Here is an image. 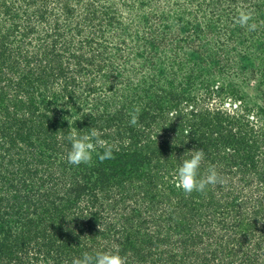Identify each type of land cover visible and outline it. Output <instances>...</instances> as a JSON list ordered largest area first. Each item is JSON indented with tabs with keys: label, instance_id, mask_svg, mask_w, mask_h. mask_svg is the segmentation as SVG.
<instances>
[{
	"label": "rangeland",
	"instance_id": "obj_1",
	"mask_svg": "<svg viewBox=\"0 0 264 264\" xmlns=\"http://www.w3.org/2000/svg\"><path fill=\"white\" fill-rule=\"evenodd\" d=\"M103 3L110 5L112 13L117 12L115 25L107 32L110 43L105 45L111 49L107 60L115 66L114 74L120 69L123 80L132 84L130 88L149 89L158 96L151 94L135 103L140 108L139 104L156 102L150 114L160 109L145 133L142 150L147 159L137 175L132 174L134 177H129L117 192L110 189L113 194L108 200L98 198L103 210L99 209L102 206L78 203L73 213L79 218L64 241L60 238L47 244L33 240L22 253L1 258L0 264H73L84 253L94 255L114 249L125 257L126 264H222L227 256L217 248L219 244L231 246L227 237L234 236L242 250L238 248L237 255L228 259L232 264L242 258L243 251L253 264H264V242L260 249L254 245L264 236V0ZM241 12L252 14L249 24L255 23V30L237 22ZM119 48L122 60L115 55ZM112 83H97L94 98L108 94L105 86ZM190 109L199 114L221 110L224 116L232 115L238 125H231V132L242 140L235 155L246 159L226 172L218 171L224 182L209 186L201 200L202 208L191 211L190 206L179 209L178 196L171 193L179 191L175 169L181 157L187 158L194 150L186 149L189 137L183 135L186 128L191 130L196 124L186 115ZM166 125L169 141L163 134ZM207 130V138H219L217 148L214 144L208 147L210 160H223L218 166H224L225 152L232 153V147L223 144L219 130ZM222 132L227 140L228 132ZM161 143L167 145L166 151H159ZM176 143L184 152L171 150ZM210 160L204 163V159L201 166L209 165ZM206 170L202 166V171ZM221 204L224 206L219 208ZM222 218L228 223L223 224ZM178 226H185L184 233ZM143 230L156 233L159 248L141 241ZM181 236L199 239L186 245L184 253L178 241ZM131 242L134 250H141L139 255L132 247H122ZM171 254L176 255L174 262L168 259Z\"/></svg>",
	"mask_w": 264,
	"mask_h": 264
},
{
	"label": "trees",
	"instance_id": "obj_2",
	"mask_svg": "<svg viewBox=\"0 0 264 264\" xmlns=\"http://www.w3.org/2000/svg\"><path fill=\"white\" fill-rule=\"evenodd\" d=\"M106 1L0 0V259L22 253L33 240L47 244L60 238L64 241L79 218L74 214L78 203L102 206L98 198L108 200L113 194L110 189L117 192L129 177H134L132 174L137 175L147 159L142 150L145 133L160 109L155 110L157 115L154 110L150 114L156 102L149 101L139 104L142 108L138 112L135 103L152 91L130 88L132 84L123 80L120 69L118 75L114 74L116 68L107 60L111 49L105 45L110 43L107 32L114 27L117 12L112 13L110 5L103 3ZM121 52L119 48L115 54L120 60L124 58ZM103 80L114 86H105L108 94L94 98L97 83ZM130 114L138 116L137 127L129 123ZM186 115L189 122L196 123L187 134L186 149H202L204 163L212 156L208 147H216L219 142V138H207V129L209 133L219 130L223 144L232 147V153L225 152L224 166H218L223 160L212 159L208 167L214 165L226 172L246 160L235 155L240 151L241 138L231 132L236 121L232 115L224 116L221 110L199 114L193 109ZM70 127L81 134L97 129L105 146L112 147L114 157L100 161L94 154L89 164L68 163L70 144L65 137ZM168 129L166 125L163 130L166 141ZM222 131L228 132L227 140ZM161 147L159 151L168 149L163 143ZM178 149L184 152L180 144H172L174 153ZM103 150L98 145L97 151ZM202 166L200 173L205 174ZM171 193L178 196L179 209L190 206L191 211L202 208L201 200L208 190ZM221 222L228 223L225 218ZM178 227L184 233L185 226ZM233 230L237 233L236 228ZM157 237L155 232L143 230L141 241L159 248ZM262 237L254 244L257 249L264 242ZM235 238L227 237L231 246L219 244L217 250L227 256L222 264H232L228 259L237 255L238 248L242 250ZM198 239L181 236L178 241L186 253L188 244ZM125 246L132 247L135 255L140 254L133 242ZM241 256L236 264H253L245 251ZM168 259L174 262L176 255Z\"/></svg>",
	"mask_w": 264,
	"mask_h": 264
},
{
	"label": "clouds",
	"instance_id": "obj_3",
	"mask_svg": "<svg viewBox=\"0 0 264 264\" xmlns=\"http://www.w3.org/2000/svg\"><path fill=\"white\" fill-rule=\"evenodd\" d=\"M252 14L241 12L237 22L241 26L247 25L250 30H255L256 24H249ZM138 116L133 115L130 124L136 125ZM190 129H185L183 135L186 137ZM101 133L93 128L88 133L81 134L70 127L66 134V140L70 144L67 152L68 163L79 166L89 164L96 154L100 161L110 160L114 157L111 146H105V142L100 138ZM98 145L103 147V152H98ZM190 155L181 157V163L175 169V187L185 194L195 192H205L209 186L222 184L223 178L217 168L209 166L205 174L200 173L202 161L205 159V153L202 149L189 151ZM73 264H126V259L118 250L98 251L94 255L84 253L82 258H77Z\"/></svg>",
	"mask_w": 264,
	"mask_h": 264
}]
</instances>
